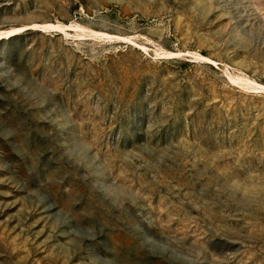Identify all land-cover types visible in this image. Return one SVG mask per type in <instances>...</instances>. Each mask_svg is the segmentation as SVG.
Instances as JSON below:
<instances>
[{"label":"rangeland","instance_id":"rangeland-1","mask_svg":"<svg viewBox=\"0 0 264 264\" xmlns=\"http://www.w3.org/2000/svg\"><path fill=\"white\" fill-rule=\"evenodd\" d=\"M0 264H264V0H0Z\"/></svg>","mask_w":264,"mask_h":264}]
</instances>
